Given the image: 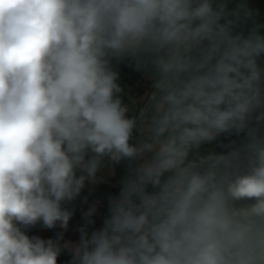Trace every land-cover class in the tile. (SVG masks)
<instances>
[{"label":"clouds","instance_id":"9594fccd","mask_svg":"<svg viewBox=\"0 0 264 264\" xmlns=\"http://www.w3.org/2000/svg\"><path fill=\"white\" fill-rule=\"evenodd\" d=\"M242 8L0 0V264H57L60 247L21 227L66 228L62 204L105 157L131 174L72 264H264V135L250 127L264 122V36L234 34ZM125 57L157 90L136 146L111 66ZM246 129L242 146L200 151Z\"/></svg>","mask_w":264,"mask_h":264},{"label":"crops","instance_id":"0c3cea01","mask_svg":"<svg viewBox=\"0 0 264 264\" xmlns=\"http://www.w3.org/2000/svg\"><path fill=\"white\" fill-rule=\"evenodd\" d=\"M216 2L219 3L221 0H216ZM225 2L229 11L236 10L243 6L241 10V21L235 27L234 34L243 33L247 36L253 28L259 26L257 31L260 35L264 36V0H225ZM245 10L251 13V16L246 19L243 15ZM229 18L231 19L233 17ZM221 22L223 23L224 21L222 20ZM257 62L261 68H264V54L261 55ZM111 65L116 68L125 66V64L121 63V60L117 59H112ZM250 127H258L259 134L264 135V122L257 125L255 121H253ZM242 134L247 138L248 130L246 129ZM208 150L220 153L217 139L211 143H204L201 145V152ZM106 158L107 157H105V159ZM106 173L111 177L112 183H114L113 186H101L93 196L85 199V192L88 189V182L86 180L79 196L72 201H66L62 204L63 208L72 213L66 228H62L59 222H57V225L53 228H46L43 226L42 221H38L34 225L21 227V230L30 238L39 237L44 241L52 240L60 247L57 264H72L74 259L73 249L74 246L80 242L81 229L87 232L89 238L93 231L102 229L104 219L108 216L109 211L101 210L99 208V203L118 198L123 186V181L131 174L130 162L120 161L119 163H115ZM93 208L95 211L91 217H86L85 213ZM101 216H104L103 221L89 223V218L96 219ZM65 245H68V247H64Z\"/></svg>","mask_w":264,"mask_h":264},{"label":"built area","instance_id":"2783aa9c","mask_svg":"<svg viewBox=\"0 0 264 264\" xmlns=\"http://www.w3.org/2000/svg\"><path fill=\"white\" fill-rule=\"evenodd\" d=\"M122 64L125 66L116 68L113 65L112 69L117 73L118 79L117 84L121 88V93L119 96L122 103L128 108L126 113L128 118L136 119V127L133 129L132 138L130 143L136 146L142 140L147 139L148 133L146 131L147 125L149 123L148 117L151 116L150 105L153 103L152 94L157 90L154 87V79L152 78L150 72L138 69L136 67V61L131 57H125L121 60ZM150 156L151 154H147ZM128 160H122L126 162ZM138 163V162H134ZM115 162L111 161L109 158H104L99 170L96 173V182L93 183L88 181V189L85 192V199L93 196L96 191L101 186H113L111 177L106 173ZM168 174H165L164 179L167 178ZM149 192L153 191L151 185L147 189ZM111 201V200H110ZM110 201H102L99 203V208L103 211H109ZM103 217H98L96 219L89 218L93 223L95 221H103Z\"/></svg>","mask_w":264,"mask_h":264},{"label":"trees","instance_id":"16d2710c","mask_svg":"<svg viewBox=\"0 0 264 264\" xmlns=\"http://www.w3.org/2000/svg\"><path fill=\"white\" fill-rule=\"evenodd\" d=\"M238 138L239 137L236 131L221 134L217 138L220 153H227L228 151L234 149L235 147L242 146V142H240ZM243 202L250 203L252 201H243Z\"/></svg>","mask_w":264,"mask_h":264},{"label":"water","instance_id":"95a60500","mask_svg":"<svg viewBox=\"0 0 264 264\" xmlns=\"http://www.w3.org/2000/svg\"><path fill=\"white\" fill-rule=\"evenodd\" d=\"M237 134H238V139H239V141L240 142H242V145H243V143L245 142V140H246V138H245V136L242 134V132H236Z\"/></svg>","mask_w":264,"mask_h":264}]
</instances>
